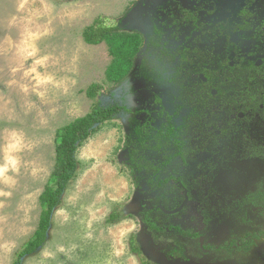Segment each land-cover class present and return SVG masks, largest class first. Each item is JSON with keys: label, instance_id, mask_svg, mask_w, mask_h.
<instances>
[{"label": "rangeland", "instance_id": "374dc122", "mask_svg": "<svg viewBox=\"0 0 264 264\" xmlns=\"http://www.w3.org/2000/svg\"><path fill=\"white\" fill-rule=\"evenodd\" d=\"M99 19L131 37L87 44ZM238 50L264 58V0H0V264L35 237L59 131L118 103L131 112L79 148L49 240L23 264H264V110L243 112L247 88L235 78L194 119L186 104L176 137L154 129Z\"/></svg>", "mask_w": 264, "mask_h": 264}, {"label": "trees", "instance_id": "16d2710c", "mask_svg": "<svg viewBox=\"0 0 264 264\" xmlns=\"http://www.w3.org/2000/svg\"><path fill=\"white\" fill-rule=\"evenodd\" d=\"M129 37H131L129 34L117 33L115 28L106 25L101 19L97 20L84 31L85 41L90 45H99L105 41L108 42L111 38H114L116 42L126 43ZM119 55V53L115 52V56ZM100 91L101 86L93 84L87 91V95L89 98L95 99L98 97ZM130 112V108L119 103L108 108H103L99 104H96L85 117L77 119L59 131L56 148L57 163L52 173V178L40 197L42 212L38 228L34 239L21 251L15 264H23L26 258L38 253L48 242L53 228L54 215L61 207L64 195L70 183L75 179L79 169V162L77 160L79 148L102 124L115 119L121 114ZM166 126V131L162 128L158 131V134L162 138L171 139L173 133L176 134V124L169 122ZM114 219L115 216H111V220ZM134 252L139 253L138 250H134ZM143 264H148V262L144 261Z\"/></svg>", "mask_w": 264, "mask_h": 264}, {"label": "flooded vegetation", "instance_id": "af4514ba", "mask_svg": "<svg viewBox=\"0 0 264 264\" xmlns=\"http://www.w3.org/2000/svg\"><path fill=\"white\" fill-rule=\"evenodd\" d=\"M228 53L226 55L225 62H221L220 66H214L211 67L210 70H202L200 82L199 84L195 85V92H193L194 88H191L189 91L183 89L180 94V108L177 111H173L170 113L165 109L164 106V100L160 99V96L156 101H154L153 106L149 107L146 110V114L148 116L152 115L153 113V107L156 105H159L162 107L161 110H164V122L163 127L166 131L167 126L170 123L176 124V136L180 132L184 131V122H179V119L182 115V111L186 108V104H189L192 106L191 108V119H194L199 109L205 108L208 104L210 105L211 102L217 101V100H223L226 96L227 88H230L233 84V80L235 78L239 79V84L236 90L241 93L240 91L242 88H247V92H245L243 95L245 96V102L243 105L245 106V110L243 112L249 113L251 110V107L254 108H261L264 110V92L261 87V85L253 84L259 80L264 79V58L262 59H255V56L249 57L248 55L241 54L239 50L237 51L236 55ZM235 55V56H233ZM219 59V56L216 57ZM232 58H235L234 61ZM255 59V60H254ZM181 61L184 63H188L189 60H187V57H181ZM174 64L176 62V59L172 61ZM226 64V68L223 70V66ZM201 71V70H200ZM238 100L237 97L229 98L225 103H228L229 105H232L231 103H236ZM210 108H213L212 106H209ZM160 111V110H159ZM158 113V112H157ZM184 121V120H183ZM155 125L151 124V127H154ZM158 127H154V129L157 130V133L160 129ZM165 139V138H163Z\"/></svg>", "mask_w": 264, "mask_h": 264}, {"label": "water", "instance_id": "95a60500", "mask_svg": "<svg viewBox=\"0 0 264 264\" xmlns=\"http://www.w3.org/2000/svg\"><path fill=\"white\" fill-rule=\"evenodd\" d=\"M180 211V210H179Z\"/></svg>", "mask_w": 264, "mask_h": 264}]
</instances>
